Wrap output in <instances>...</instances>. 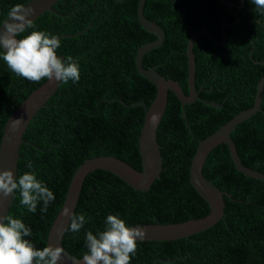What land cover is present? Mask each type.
<instances>
[{"label": "trees", "instance_id": "obj_1", "mask_svg": "<svg viewBox=\"0 0 264 264\" xmlns=\"http://www.w3.org/2000/svg\"><path fill=\"white\" fill-rule=\"evenodd\" d=\"M27 1L0 0V25L12 7ZM229 1L234 3L232 10L239 20L222 0L145 1V15L163 26L166 37L162 45L146 52L143 64L155 66L167 78L179 81L187 94V46L191 35L205 27L221 39L223 24L231 22L225 27L227 37L223 43H214L208 35L199 34L193 46L196 85L207 83L209 89L213 84L217 95L204 91L203 96L223 107L216 108L202 100L183 106L170 91L158 129L164 159L161 176L149 190L141 191L108 170L90 172L74 212L84 214L86 223L76 233L69 226L63 237L65 248L73 255L81 258L88 252L87 231L98 234L105 230L109 214L118 215L131 226L180 222L210 212L208 202L190 180L198 141L253 106L259 80L264 76V62H255L264 61V12L252 0ZM138 3L139 0H58L53 5L54 12H44L32 22L33 28L18 36L23 38L35 30L57 37L69 34L59 39L56 51L65 60L71 57L78 62L81 70L78 82L61 81L31 120L24 134L27 142L21 146L18 176L35 172L55 195L47 211H42L41 202L35 212H29L20 204L19 191L14 194L8 215L22 219L31 229L32 234L24 239L38 249L47 246L50 227L65 201L74 172L87 158L115 155L142 169L139 136L145 108L131 104L143 100L149 106L157 90L139 72L136 53L140 45L157 36L139 21ZM3 52L0 48V145L15 107L47 79L32 82L17 75L3 60ZM219 87L233 89L232 94L224 95ZM232 136L243 163L264 172V114L259 111L241 122ZM203 171L233 196H225L224 218L186 238L137 241V251L130 261L264 264V180L239 171L225 143L208 155Z\"/></svg>", "mask_w": 264, "mask_h": 264}, {"label": "water", "instance_id": "obj_2", "mask_svg": "<svg viewBox=\"0 0 264 264\" xmlns=\"http://www.w3.org/2000/svg\"><path fill=\"white\" fill-rule=\"evenodd\" d=\"M57 1L58 0H28L21 6L32 9L33 15L31 19L33 22L46 11L54 12L55 9L53 5L56 4ZM145 1L146 0H139L138 19L146 30L153 32L157 37L139 46L136 53V66L139 72L156 86L157 92L154 100L149 106L143 100L131 104L132 106L142 105L145 108L144 122L139 136L142 169L134 167L132 164L115 155H98L87 158L78 166L70 182L65 201L48 233L47 245L52 243L64 249L65 255L58 261V264H82L83 257L79 258L70 253L63 244V237L70 226V217L76 210L86 176L97 169L108 170L118 175L136 190H149L155 180L161 176L163 170L164 159L161 144L158 140V129L167 110L169 92L173 91L181 100L183 106L191 104L199 98L198 89L196 87V58L193 51L195 38L199 34H207L214 43H223L227 37L225 27L231 24L229 21L225 22L222 26L223 36L220 40L217 39L214 33L206 28H202L191 35L187 46L189 93L186 94L179 81L173 78H167L154 66L148 68L143 64V58L146 52L154 47L162 45L166 37L165 29L159 23L145 15ZM222 2L228 5L233 15L238 16L232 10L234 4L231 1L222 0ZM7 20L8 16L5 17L0 28L3 27ZM237 20H239V18ZM65 36H69V34H63L58 38L60 39ZM17 38L22 39L20 37ZM58 56L64 59V56ZM255 62L262 63L264 61L255 60ZM60 83L61 81L55 79H46L44 83L34 89L15 107L4 128V134L0 145V170H12L14 175L18 176V162L21 156V146L27 142L24 138L27 127L37 112L57 91ZM263 98L264 76L259 80L253 106L240 111L234 115L233 118L221 125L216 131L198 141V146L191 162L190 180L197 192L208 202L210 212L203 217L191 218L180 222L131 225L130 227H141L145 231L144 238L138 241H160L186 238L197 232L208 229L220 219L224 218L226 206L225 196L229 198H233V196L229 191L221 189L213 180L206 177L203 171L208 155L215 147L222 143L227 144L234 164L239 171L248 176L264 180L263 171L243 163L232 136V132L236 130L241 122L252 117L259 111L264 114V109L262 108ZM204 102L216 108L222 107L216 100L204 99ZM123 103L126 105V102ZM183 114L185 115V110ZM13 200L14 196L0 197V216L9 214ZM65 210H68V215L65 214ZM130 264H172V261L164 259L156 260L151 263L130 261Z\"/></svg>", "mask_w": 264, "mask_h": 264}, {"label": "clouds", "instance_id": "obj_3", "mask_svg": "<svg viewBox=\"0 0 264 264\" xmlns=\"http://www.w3.org/2000/svg\"><path fill=\"white\" fill-rule=\"evenodd\" d=\"M257 9L264 12V0H252ZM32 9L16 5L8 13V20L0 28V48L4 49L3 60L9 69L32 82L47 78L67 83L78 82L81 70L71 57L66 60L57 55L60 40L44 31H31L22 39L17 37L34 27ZM197 66V65H196ZM31 163L28 168L31 169ZM19 191L20 204L29 212H35L39 203L47 211L55 195L37 178L33 171L18 177L12 170H0V197H12ZM68 215V210H65ZM86 223L84 214H71L70 231L79 232ZM32 234L22 219L12 215L0 216V264H58L65 255L64 249L49 243L38 249L24 237ZM145 231L130 227L116 214L106 217V228L98 234L86 233V247L82 264H130L131 255L137 251V241Z\"/></svg>", "mask_w": 264, "mask_h": 264}, {"label": "flooded vegetation", "instance_id": "obj_4", "mask_svg": "<svg viewBox=\"0 0 264 264\" xmlns=\"http://www.w3.org/2000/svg\"><path fill=\"white\" fill-rule=\"evenodd\" d=\"M233 3V2H232ZM234 4V3H233ZM233 7V6H232ZM236 16V15H235ZM148 17V16H147ZM238 17V16H237ZM239 19H240V17H238ZM153 21H155V20H153ZM156 22V21H155ZM162 26V25H161ZM163 27V26H162ZM203 28H205V27H203ZM202 29V28H201ZM207 29V28H206ZM210 31V30H209ZM211 32V31H210ZM213 33V32H212ZM206 36H207V34H205ZM216 35V34H215ZM209 36V35H208ZM227 36V35H226ZM218 39V38H217ZM220 40V39H219ZM226 40V39H225ZM196 65H197V62H196ZM155 67V66H154ZM187 68L189 69V66H187ZM196 78H197V72H196ZM207 78H205V81H207L206 80ZM207 83H205V84H203V83H201V85L200 86H197L196 85V87H197V89H198V96H199V98L197 99V100H202V101H204V99L205 100H213V99H209V98H205L203 95V93H204V91H208V92H211V94H216L217 95V93H216V91L214 90V86H213V84H211V86L209 87V89H207L208 87H207V85H206ZM219 90L221 91V92H223V94L224 95H226V92H230V95L232 94V91H233V89L232 90H230V91H226V90H222V88L221 87H219ZM187 94V93H186ZM227 97V96H226ZM196 100V101H197ZM220 103V102H219ZM221 105H222V107H223V104L222 103H220ZM221 107V108H222Z\"/></svg>", "mask_w": 264, "mask_h": 264}, {"label": "bare ground", "instance_id": "obj_5", "mask_svg": "<svg viewBox=\"0 0 264 264\" xmlns=\"http://www.w3.org/2000/svg\"><path fill=\"white\" fill-rule=\"evenodd\" d=\"M221 5V4H220ZM224 5V4H223ZM216 8V7H215ZM224 10V9H223ZM219 20V19H218ZM211 24V23H210ZM220 26V25H219ZM234 26V25H233ZM214 27V26H213ZM218 28V27H217ZM215 30V29H214ZM217 33H218V31H217ZM217 35V34H216ZM202 36V35H201ZM215 51V50H214Z\"/></svg>", "mask_w": 264, "mask_h": 264}]
</instances>
